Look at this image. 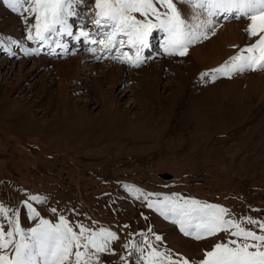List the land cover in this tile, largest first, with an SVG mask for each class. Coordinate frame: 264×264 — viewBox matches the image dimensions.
Masks as SVG:
<instances>
[{"label": "rangeland", "instance_id": "374dc122", "mask_svg": "<svg viewBox=\"0 0 264 264\" xmlns=\"http://www.w3.org/2000/svg\"><path fill=\"white\" fill-rule=\"evenodd\" d=\"M178 7L189 15L186 5ZM73 11L69 25L86 18L84 31L93 40L95 0H76ZM28 15L0 0V204L19 213L25 231L39 218L58 223L61 215L74 230L77 224L104 227L120 239L112 242L114 255L100 254L101 264H122L121 256L135 264L138 253L129 255L123 245L141 244V232L153 242V234L162 236L155 242L161 251L197 260L227 238L183 235L147 207L141 192L159 194L148 198L153 201L179 194L220 205L234 219L264 221V71L215 80L203 75L249 43L246 19H218L216 35L183 57L166 55L165 34L156 30L159 49L153 41L142 50L150 59L136 67L114 61L115 46L99 44L111 28H97L104 33L87 48L81 36L74 40L79 27L72 37L50 33L45 41L29 40L35 20L25 23ZM120 54L135 57V49ZM70 63L78 67L74 77ZM94 65L99 68L88 71ZM24 201L40 217L30 219ZM0 223L7 231V221L0 217ZM0 254L11 257L14 248Z\"/></svg>", "mask_w": 264, "mask_h": 264}, {"label": "snow or ice", "instance_id": "6c2138e0", "mask_svg": "<svg viewBox=\"0 0 264 264\" xmlns=\"http://www.w3.org/2000/svg\"><path fill=\"white\" fill-rule=\"evenodd\" d=\"M5 2L13 11L29 14L25 17V23L34 16L35 23L29 28V40L45 41L50 33L72 36L68 17L76 15L73 11L76 0ZM178 4L186 5L189 15H183ZM95 9L93 23L97 27L111 28L105 34L106 39L100 40L99 44L108 49L116 44L118 35L127 37L128 46L135 49L136 54L135 59L124 54V59L136 67L143 63L142 50L149 47V38L154 30L165 34L163 51L166 55L183 57L188 55L191 46L216 35L219 17L225 20L246 19L248 24L244 31L249 43L240 47L223 64L203 75L211 74L215 80L220 76L231 78L245 71H264V0H95ZM79 36L87 39L89 33L82 30ZM91 43L97 41L92 40ZM124 44V40L119 41L121 47ZM90 51L95 52L96 49ZM126 187L130 192H140L133 186ZM140 194L147 201L148 208L177 224L183 235L198 241L221 233L227 238L213 244L197 260L172 253L170 249L161 251L155 242H162V236L153 234V242L147 233L141 232V244L129 240L123 245L125 249H130L129 255L138 253L135 264H264V221L250 216L234 219L229 210L220 205L184 199L179 194L164 196L156 201L148 198L159 194ZM29 200L43 202L38 196H30ZM24 204L30 210V219L40 217L31 203L24 201ZM51 211L55 214L57 210L53 208ZM9 212H12L11 217ZM0 217L9 226L5 231L4 224L0 223V250L9 246L14 248L11 257L0 254V264H101L100 254L114 255L112 242L120 239L117 232L104 227L95 230L77 224L75 229L78 230H74V226L63 215L59 217L58 223L39 218L35 227L27 231L20 226L19 213L3 204H0ZM120 259L122 264H127L125 257L121 256Z\"/></svg>", "mask_w": 264, "mask_h": 264}, {"label": "bare ground", "instance_id": "6f19581e", "mask_svg": "<svg viewBox=\"0 0 264 264\" xmlns=\"http://www.w3.org/2000/svg\"><path fill=\"white\" fill-rule=\"evenodd\" d=\"M186 9H187V8H186ZM184 15H185V14H184ZM77 35H79V33H78V34L76 33V36H75L74 40L77 39V37H78ZM79 37H80V36H79ZM81 40H82V44H80V45L86 46V48H87L88 45L92 44V43H91L92 40H90L89 38L86 39L85 37H82ZM75 43H76V42H75ZM76 44H78V43H76ZM86 48H85V49H86ZM135 54H136V53H135ZM221 54L224 55V53H221ZM221 54L219 53L220 58L223 56V55H221ZM225 55H226V54H225ZM80 57H83V59H79V60H80V61H84V60H86V57H87V56H84V55H83V56H80ZM77 58H78V57H77ZM134 58H135V57H134ZM143 59H144V58H143ZM77 60H78V59H77ZM68 65H69V67L71 68V69L69 68V69H70L69 72H71V71L73 72L72 75H71V77H74V74H75L76 70H78V67H74V66H73V63H72V64L70 63V64H68ZM97 68H99V67H98L97 65H94V66L90 67V68L88 69V71H91V70H94V69H97ZM77 72H78V71H77ZM120 72H121V68L118 67V68H117V74H119ZM77 74H78V73H77ZM113 81H114V80H113ZM109 95L112 96V95H113L112 92L109 91ZM110 96H109V97H110Z\"/></svg>", "mask_w": 264, "mask_h": 264}]
</instances>
